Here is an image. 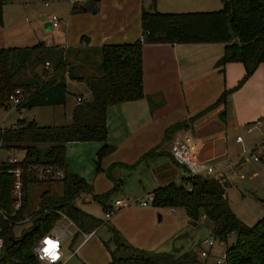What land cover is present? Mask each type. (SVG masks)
<instances>
[{
    "label": "crops",
    "instance_id": "obj_1",
    "mask_svg": "<svg viewBox=\"0 0 264 264\" xmlns=\"http://www.w3.org/2000/svg\"><path fill=\"white\" fill-rule=\"evenodd\" d=\"M86 1L71 0L66 19L65 13L59 14L60 18L56 21L55 27L50 24V20H56L55 14L42 15L46 30L54 31L60 27L64 36L63 43L47 46L37 41L30 27L24 28V24L15 23L16 25L6 31H0V49L41 44L43 48L61 55L65 47L64 58L66 53L69 55L77 52L82 62L84 56H90V51L93 52L102 46L131 44L137 41L142 32L141 12L143 9L151 10L153 3V0H99L97 6H92L93 9L89 10ZM72 5L75 7L72 8ZM221 7V0H154V8L159 12L211 11ZM71 23L81 26L77 33L78 41L77 38L67 35L68 32L73 34L75 31L70 28ZM223 52L222 43L143 44L141 47L143 97L107 107L105 143L111 147L109 152L97 159V153L103 145V142L99 141H75L64 144L65 170L82 177L91 186L90 194L83 192L79 195L83 199L82 202H96L105 210L118 198L128 200L129 206L119 209L105 220L111 222L118 232L124 233L131 244L137 245V240L144 241L147 237L145 230L155 231V225L164 222L166 217L170 218L171 213L177 215L179 210L183 211L159 208L151 203L146 205L137 203L138 200L145 199L143 198L145 196H152L156 188L170 183L179 184L189 175L187 167L174 161L170 155V145L177 133L185 134L189 139L196 155V167L204 177H213L205 173L207 166L215 163L224 164L227 160L236 165L235 172L244 169L246 172L252 171L251 176H257L258 169L264 167L262 164L241 159V144L235 141V137L241 135L245 145H251L261 140L264 134V123L260 129L252 133L246 132L248 123L256 119L264 121V63H259L242 85L236 88L245 74V65L241 61H229L218 65L217 61ZM44 62H48L49 67L41 66L40 73L37 71L32 73L30 70L31 74L27 79H32L34 74L42 80L50 79L52 64L48 58L43 60V64ZM65 70L69 72L68 65ZM76 73L80 74L79 71ZM63 77L66 78L64 74ZM57 78L56 75L55 80ZM78 98L87 100L83 95H77L75 105L82 102L78 101ZM75 105L70 108L69 121L51 126L70 123ZM26 109L29 108L21 107L20 110L24 112ZM20 120L18 118L17 121ZM30 120L34 121V119L26 121ZM12 124L15 123L8 126ZM179 124L182 126L175 128ZM7 128L15 127L12 125ZM22 154L24 156L23 150ZM44 168L45 174L53 177L51 168ZM231 176L233 175L227 174L226 184H232ZM132 188H141L142 193L136 195ZM61 192L53 196H58ZM106 194H109L108 197L102 201L92 198L93 195ZM128 198H133L134 201L130 202ZM75 204L77 205V202ZM31 213L24 212V215L30 216ZM185 217L187 227L198 226L190 225L186 214ZM101 222L103 223L102 220ZM94 230L91 237L96 232ZM170 234L156 232L152 236V241L161 244ZM91 237L86 241L82 239L75 249V254ZM188 249H182L181 253L188 251L197 255L198 251ZM75 254L68 255L66 261ZM217 255H214V258ZM196 258L203 264L202 259L198 256ZM211 263L207 261V264Z\"/></svg>",
    "mask_w": 264,
    "mask_h": 264
},
{
    "label": "trees",
    "instance_id": "obj_2",
    "mask_svg": "<svg viewBox=\"0 0 264 264\" xmlns=\"http://www.w3.org/2000/svg\"><path fill=\"white\" fill-rule=\"evenodd\" d=\"M221 3L222 7L218 10L159 12L154 8L153 0L152 9H143L141 12L142 32L137 41L131 44L105 45L93 51V56H84L82 63L86 67L81 65L82 74L72 73V68L68 65L67 76L83 81L91 92L90 100H82L73 107L70 123L39 126L34 121H28L23 126L0 129V148L24 151L19 163L23 168L22 200L15 218L19 219L24 214V175L27 166H44L62 173L58 178L62 186L61 194L53 196L43 193L39 196V208L30 215L31 226L28 229H33L20 241L2 251L0 264L16 261L33 264L29 249L58 220L57 212L64 214L83 232H91L102 223L73 202L83 192L90 194L91 186L82 177L65 170L64 144L99 141L103 145L97 153V159L109 152L111 147L105 143L107 107L143 97V44L222 43L224 52L217 61L218 65L229 61H241L245 65V74L236 88L242 85L259 63H264V0H221ZM42 49L45 48L41 44L0 49V95L17 87L26 89L17 108L64 103L66 89L63 73L67 62L62 54H56L50 79H39L37 74L24 81L18 78L20 70L30 57L40 59L38 55L43 52ZM88 62H93L90 69ZM181 126L179 124L175 128ZM6 167L0 165V206L8 210L11 204V176L6 174ZM109 194L93 195L92 198L102 201ZM261 202L264 205V199ZM151 204L159 208L182 209L189 218L190 225L197 224L201 215H204L210 233L227 245L226 264H264V217L251 226L238 219L227 204L225 181L202 175L187 176L179 184L170 183L156 188L152 192ZM231 237L233 239L228 243ZM8 244L9 241L5 238V246ZM115 244V251L120 248L130 249L134 256L115 257L112 252L108 264H201L195 252H143L121 243L117 236Z\"/></svg>",
    "mask_w": 264,
    "mask_h": 264
},
{
    "label": "rangeland",
    "instance_id": "obj_3",
    "mask_svg": "<svg viewBox=\"0 0 264 264\" xmlns=\"http://www.w3.org/2000/svg\"><path fill=\"white\" fill-rule=\"evenodd\" d=\"M70 1L71 0H4L0 5V31H6L16 24H24V26L22 25L24 28L30 27L33 34L36 35L37 41H41L47 46L61 44L63 43L64 36L61 33L60 27L58 30L54 31L46 30L42 15L44 13H53L56 15L57 21L60 18L59 14L65 13L64 19H66V15L70 7ZM98 2L99 0H87L86 3L89 4L88 9H93L91 7L97 6ZM193 11L194 10H190V12ZM72 13L75 12L72 11ZM70 26V28L75 31H73V34L68 32L67 35L77 38L76 41H78L77 33L81 26L72 23ZM42 50L43 52L38 55L40 59H35L32 56L25 63L23 69L20 70L18 74V78L20 80H26L31 74V72H29L30 70H32V73L33 71L40 73L42 70L41 66H44L43 60L45 58H48L52 65L55 63L56 54L49 49ZM93 55V52L90 51V57ZM66 62L67 65L72 67L73 73L79 71L80 74H82L85 64L82 65L83 67L81 68L82 62L77 56V52H73L69 55L66 53ZM88 64V69H90L93 62H91V64L88 62ZM64 85L66 94L65 103L63 105L31 107L26 109L24 112H21L20 108H16V110L21 113L16 112L14 108H11V106L9 107L8 104H6L5 98L8 94L7 92L0 95V129H5L12 125L15 128L18 126H23L28 122L26 121L28 119H34V121L39 126L60 125L69 121L70 108L72 105H75L76 96L83 95L87 100H89L91 96L83 81L69 79L66 76L64 79ZM21 89L26 92L25 88ZM18 118L21 120L17 121ZM11 123L15 124L8 126V124ZM6 150L7 151H5V149L0 150V157L4 151L10 152V148H6ZM21 152L22 150H11V154L17 158L23 157ZM25 170L24 177L26 178V184L24 192L26 204L24 212L31 213L38 210L40 203L39 196L41 194L45 193L48 195H54L61 192V181L57 179L55 174L52 175L53 177L45 174V168L42 166L30 165L27 166ZM258 170L259 174L257 176H251L252 171L246 172L244 169L242 171H239L238 169V171L235 172L233 176H231L232 184H226V196L229 209L238 219L248 226L253 225L256 221L264 217V205L261 202V200L264 199V167L261 166ZM240 175H242V177H240ZM132 189L136 195L142 193L141 188ZM128 199L130 202L134 201L133 198ZM82 200L77 198L73 202H77V205L80 208L91 213L97 219H101L103 223L94 230L96 231L94 235L84 246H82V248L78 250L77 254H75V249L82 241V235L71 226L65 227L64 232L66 233L67 237L64 239L61 246L63 253L61 259L63 260L71 254H75V256L67 260L64 264H108L111 261L112 252L115 253V257L127 258L134 256L133 251L130 249L120 248L119 250L115 251L116 236L121 243H124L133 249L138 248L136 250L143 252L181 253L182 249L188 248L193 249L196 252L199 251L200 248L208 249V246H202L201 244V241L210 234V228L205 221L204 215H201V218L196 222L198 226L196 228H191L190 226H186L187 221L184 211L179 210L177 215L171 213L170 218L166 217L164 222L157 223L154 227V230L157 233H171L164 240V242L161 244H155L156 242L152 241V236H154L156 232L146 229L145 233L147 237L145 240H137V245H135L131 244L129 240H127V237L124 233L121 234L118 232V229L113 227L111 222L105 220V211L99 206L98 203H84ZM58 223L62 228L65 226V222L63 220L59 221ZM22 227L26 228L27 224L13 227V235L19 237ZM232 239L233 238L231 237L228 243L231 242ZM224 247L225 246L222 244L215 243V245L212 247L209 261L212 262L214 255L223 251Z\"/></svg>",
    "mask_w": 264,
    "mask_h": 264
},
{
    "label": "built area",
    "instance_id": "obj_4",
    "mask_svg": "<svg viewBox=\"0 0 264 264\" xmlns=\"http://www.w3.org/2000/svg\"><path fill=\"white\" fill-rule=\"evenodd\" d=\"M4 0H0L2 3ZM50 24L52 27L56 26V20H50ZM62 57L64 55L65 47L62 49ZM44 67L48 68L49 63L44 62ZM65 76L68 75V71L65 70L63 73ZM26 93L19 87L14 88L11 92L6 95L5 102L11 108L16 109L20 106L24 96ZM78 101H82V98H78ZM21 109V108H20ZM264 121L262 119H256L253 122H250L246 125V132L252 133L254 130L260 129L263 125ZM235 141L241 144L240 157L241 159L250 160L257 164L264 165V134L261 140L251 144L245 145L243 137L241 135H237L235 137ZM0 150H3L0 148ZM5 151H7L5 149ZM0 157V165H5L6 174L11 176V190L9 194V198L11 200V204L7 209L2 208L0 206V254L3 250H5V238L8 236H12L13 238H18L14 236L12 233V228L15 226H23L27 224V227H22L20 233L24 230H27L31 226V216L22 215L19 219L15 218V215L20 208L21 200H22V190H21V175L23 172L22 166L19 164L20 159L13 156L11 152H5ZM170 155L179 164H182L188 169V176L201 175L202 172L199 171L196 167L197 160L196 155L192 150V146L189 143V139L185 134L177 133L170 145ZM235 164L231 161H225L224 164L215 163L214 165L207 166L205 168V173L213 176L214 178H219L223 181L226 180L227 174L234 175L235 174ZM227 169V172H226ZM54 174L57 178L62 176L60 170L54 171ZM190 189V187H188ZM79 200L82 198L78 197ZM87 199V198H86ZM152 202V196L145 197V199L138 200L137 203L139 205H146ZM129 202L125 198H118L114 200L113 204L108 206L104 211V216L106 219H109L113 214H115L119 209L123 207L129 206ZM59 215L58 220L44 233L42 234L30 247L29 253L33 257V264H64L66 259L62 258V243L64 239L67 237L64 232L65 227L71 226L75 228L78 233L82 235L83 241H86L91 237L93 231L91 232H83L79 230L75 223H73L70 219H68L64 214L57 212ZM63 220L65 222V226L62 228L59 226V221ZM11 230V234H10ZM48 241L55 242L58 247L56 251V259H52L48 254H46L45 249L49 247ZM215 243L222 244L224 247L223 251L219 253L212 260L211 264H226V244L223 241L218 240L215 236L210 233L208 237L204 238L201 241L202 246H208V249L200 248L197 252L199 259H202L203 264H207L211 256L212 247ZM200 244V245H201ZM5 264H25L23 261H16L14 263H5Z\"/></svg>",
    "mask_w": 264,
    "mask_h": 264
},
{
    "label": "snow or ice",
    "instance_id": "obj_5",
    "mask_svg": "<svg viewBox=\"0 0 264 264\" xmlns=\"http://www.w3.org/2000/svg\"><path fill=\"white\" fill-rule=\"evenodd\" d=\"M49 247L45 249L46 254H48L52 259H56V249L58 245L55 242L48 241Z\"/></svg>",
    "mask_w": 264,
    "mask_h": 264
},
{
    "label": "water",
    "instance_id": "obj_6",
    "mask_svg": "<svg viewBox=\"0 0 264 264\" xmlns=\"http://www.w3.org/2000/svg\"><path fill=\"white\" fill-rule=\"evenodd\" d=\"M33 229V227H31L28 230H24L20 236L18 238H13L12 236H8L7 239L9 241V244L5 247V249H7L8 247L12 246L14 243L20 241L26 234H28L31 230Z\"/></svg>",
    "mask_w": 264,
    "mask_h": 264
}]
</instances>
